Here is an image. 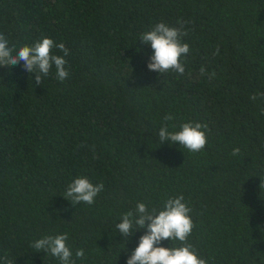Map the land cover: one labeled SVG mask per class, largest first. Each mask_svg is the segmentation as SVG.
<instances>
[{
  "label": "trees",
  "instance_id": "16d2710c",
  "mask_svg": "<svg viewBox=\"0 0 264 264\" xmlns=\"http://www.w3.org/2000/svg\"><path fill=\"white\" fill-rule=\"evenodd\" d=\"M180 20L184 74L149 70L141 34ZM0 33L70 53L62 82L0 66V264H60L31 243L65 232L76 264H127L146 229L124 238L122 214L181 194L207 264H262L264 0H0ZM189 121L207 125L202 150L160 142ZM81 176L103 184L91 205L63 196Z\"/></svg>",
  "mask_w": 264,
  "mask_h": 264
},
{
  "label": "clouds",
  "instance_id": "9594fccd",
  "mask_svg": "<svg viewBox=\"0 0 264 264\" xmlns=\"http://www.w3.org/2000/svg\"><path fill=\"white\" fill-rule=\"evenodd\" d=\"M179 27L170 26L165 22L156 23L150 30L141 34L140 40L150 44L153 49L149 57V70L159 74L174 71L183 75L185 66L181 62V57L185 56L190 48L182 41V37L187 35L184 31L183 20H180ZM58 49L63 55L55 54L52 49ZM69 49L64 43H55L47 36L36 41L33 45H24L16 50V46H9V40L5 34L0 33V66H14L23 61V68L29 73H35L37 84L42 83V78L49 75L50 70L55 68V76L59 81H64L69 72L65 65ZM219 54V46L216 47L213 55ZM201 75L207 73L203 66L199 69ZM211 75H215L212 73ZM264 95V94H262ZM256 95L250 99L255 100ZM172 116L166 115L164 120H171ZM207 125L200 122H185L180 125L179 130L169 131L167 124L159 130L160 142L168 141L177 143L187 148L191 152L202 150L207 143ZM240 149L234 148L232 154H239ZM93 158H97L95 154ZM103 190V184H93L86 176L75 178L68 186L63 195L73 205L79 203L93 204L95 197ZM191 209L184 201L183 195L169 197L163 202L161 209L152 208L149 210L144 202H138L135 210H130L122 214L120 222L116 223V229L128 239L138 229H146L140 236L137 247L132 251L127 259V264H207L201 258L194 246L188 241L194 227L190 216ZM135 232H133V226ZM68 233L57 235H47L31 243L36 252L48 253L56 257L60 264H76L72 259L73 252L67 245ZM127 239V240H128ZM179 241V246L164 247L163 240ZM77 258L84 257V250L75 252ZM6 264H13L8 260ZM264 264V258H262Z\"/></svg>",
  "mask_w": 264,
  "mask_h": 264
}]
</instances>
